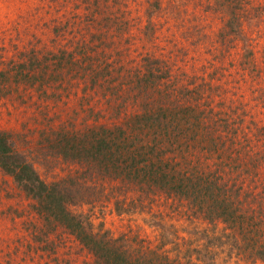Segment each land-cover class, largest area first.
I'll list each match as a JSON object with an SVG mask.
<instances>
[{
    "label": "rangeland",
    "instance_id": "374dc122",
    "mask_svg": "<svg viewBox=\"0 0 264 264\" xmlns=\"http://www.w3.org/2000/svg\"><path fill=\"white\" fill-rule=\"evenodd\" d=\"M236 4L0 0L1 68L28 58L33 50L42 58L66 51L74 54V64L82 63L56 81L12 86L0 96V129L13 134L17 149L47 182L90 178L84 164L60 154L59 131L120 123L141 105H155L156 98L160 106L212 113L224 135L228 126L241 128L239 136L247 133L260 146L249 156V150L235 152L233 163H247L264 177V0L244 3L240 30L230 26L232 14L224 7L233 10ZM204 122L203 132L209 121ZM259 153L262 160L253 166ZM91 184L103 193L70 209L92 218L95 230L126 237L135 259L156 249L197 264H264L248 259L250 247L242 236L227 237L224 223L196 215L199 211L183 199L149 195L135 185L100 177ZM34 203L0 170V264H95L93 255L62 228L48 236L49 247L37 240L44 223Z\"/></svg>",
    "mask_w": 264,
    "mask_h": 264
},
{
    "label": "trees",
    "instance_id": "16d2710c",
    "mask_svg": "<svg viewBox=\"0 0 264 264\" xmlns=\"http://www.w3.org/2000/svg\"><path fill=\"white\" fill-rule=\"evenodd\" d=\"M236 1L237 9L224 7L227 14H232L230 26L240 30L247 0ZM29 53L28 58L0 67L1 97L8 95L14 85L56 81L81 63L74 64V54L67 55L66 51L53 58H42L35 50ZM152 100L155 105H141L142 110L126 113L120 123L59 131L55 140L60 154L66 160L84 164L91 172L90 178L69 176L47 182L34 163L17 149L13 134L0 129V170L35 201L34 208L44 223L37 240L49 247L52 243L48 236L62 228L93 255L95 264H197L190 258L184 262L171 258L156 249L135 259V250L129 248L126 237L115 238L107 231H97L92 218L73 212L72 204L92 200L99 190L103 193V189L91 184L92 178L100 177L135 185L149 195L162 193L187 201L199 211L196 215L211 223H224L227 237L242 236L240 239L250 247L245 254L248 259L264 261V177L247 168V163H233L237 160L234 161L235 152L249 150V156L255 146H260L256 139L247 133L239 136L241 128L232 130L229 126L224 135L213 114L206 110L160 106L156 98ZM192 119L196 123L192 124ZM205 119L209 122L203 132L201 123ZM198 135L201 139H197ZM241 141L247 145L239 147ZM262 157L260 153L254 155L253 166Z\"/></svg>",
    "mask_w": 264,
    "mask_h": 264
}]
</instances>
